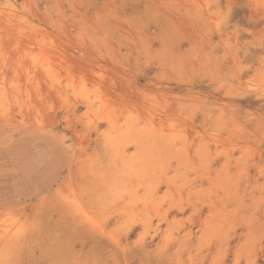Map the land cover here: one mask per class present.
<instances>
[{
  "label": "rangeland",
  "instance_id": "1",
  "mask_svg": "<svg viewBox=\"0 0 264 264\" xmlns=\"http://www.w3.org/2000/svg\"><path fill=\"white\" fill-rule=\"evenodd\" d=\"M0 31V264H264V0H0Z\"/></svg>",
  "mask_w": 264,
  "mask_h": 264
},
{
  "label": "bare ground",
  "instance_id": "2",
  "mask_svg": "<svg viewBox=\"0 0 264 264\" xmlns=\"http://www.w3.org/2000/svg\"><path fill=\"white\" fill-rule=\"evenodd\" d=\"M5 31V30H4ZM1 32V31H0ZM35 66V65H34ZM24 68H25V66H24ZM26 69V68H25ZM34 69V68H33ZM28 70V69H27ZM28 73V72H27ZM95 221V220H94ZM97 222V221H96Z\"/></svg>",
  "mask_w": 264,
  "mask_h": 264
}]
</instances>
